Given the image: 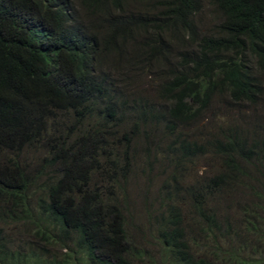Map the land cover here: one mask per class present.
<instances>
[{
    "label": "trees",
    "instance_id": "16d2710c",
    "mask_svg": "<svg viewBox=\"0 0 264 264\" xmlns=\"http://www.w3.org/2000/svg\"><path fill=\"white\" fill-rule=\"evenodd\" d=\"M139 151L171 170L151 216L169 264H264V0H0V264L48 263L7 219L84 264H154L123 216Z\"/></svg>",
    "mask_w": 264,
    "mask_h": 264
},
{
    "label": "rangeland",
    "instance_id": "374dc122",
    "mask_svg": "<svg viewBox=\"0 0 264 264\" xmlns=\"http://www.w3.org/2000/svg\"><path fill=\"white\" fill-rule=\"evenodd\" d=\"M145 84L141 86L145 90H147V87L150 89L149 85ZM238 116L241 118V115H239L237 111H233L232 107L228 105H216L213 109L211 120L218 123L229 124L231 121L238 122ZM45 155V150L40 146L27 147L19 153L17 160L24 167L28 168L29 171H32L39 165L41 159ZM128 155L130 156L131 154L129 153ZM141 155L143 154L140 151L139 153H134L130 176L126 183L120 185V191L124 192L125 195L122 208L126 222L127 235L134 244L136 243L137 248H140L142 250L141 252L146 254H143L142 259L148 256V259L152 260L154 264H169V260L166 256L167 254H165L163 247L157 239L158 228L151 216L157 213L159 207L158 194L161 182L168 179L166 177L171 174V170L166 169L162 171V168H158L156 165L151 167L149 171L147 166L144 167L143 157ZM196 164L197 166L193 168L188 167L187 180L184 184L189 185L191 180L197 177H204L205 172L211 170L207 165H204V162H197ZM211 172L213 171H210L208 174L211 175ZM242 196H245V192ZM121 197V194L118 193L119 200L122 199ZM186 214H188V210ZM5 231V235L12 239H16V249L22 248L21 251L25 253V255H30V253L39 254V252L42 251V258L48 262L47 264H49L51 260H56L58 264H64L61 261L65 260H67L66 264H84L83 254L75 251L71 246V249L67 250L59 246L52 247L36 240L30 235L31 229L25 224L14 223L7 219Z\"/></svg>",
    "mask_w": 264,
    "mask_h": 264
}]
</instances>
